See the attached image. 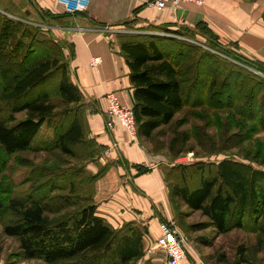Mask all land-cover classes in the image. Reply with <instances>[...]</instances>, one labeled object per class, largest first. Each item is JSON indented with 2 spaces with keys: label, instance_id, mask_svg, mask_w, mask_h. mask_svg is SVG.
Listing matches in <instances>:
<instances>
[{
  "label": "trees",
  "instance_id": "16d2710c",
  "mask_svg": "<svg viewBox=\"0 0 264 264\" xmlns=\"http://www.w3.org/2000/svg\"><path fill=\"white\" fill-rule=\"evenodd\" d=\"M65 15L67 13L64 12ZM2 18L4 19H0V53L8 57H16L17 44L8 46L7 43L12 37L17 38L16 26L23 24L3 16ZM127 22L130 20L119 24ZM25 27L26 29L22 28V32L25 31L22 36L31 40L28 48L37 47V50L47 51V53L38 55L36 58L33 53L27 54V57L16 59L11 66L12 72L9 71L7 76L0 73V103L6 104L11 110L9 118L11 120H5L0 115L1 148L8 155L30 149L42 125L50 124L59 116L58 122L53 123L57 126L54 138L48 145L49 151H59L63 155L74 158L78 145H96V148L103 150L105 146L97 143L94 138L90 137V143L86 139L90 136L86 113L88 104L71 78L69 60L63 46L55 40L38 37L34 39L38 31L30 26ZM199 27H202L204 33L209 35L208 39L214 46L225 50L224 52L229 55L234 53V46L222 43L206 23L201 22L190 28L184 26L192 31ZM155 28L182 34L181 28L173 29L168 26H155ZM118 40L130 69L137 134L145 140H151L159 128L172 123L176 114L190 103L193 93L199 87L201 82L197 77L196 85L192 88L189 86L188 91L185 90L184 75L187 72L189 74L193 66L188 71L180 73V60H176L178 56L192 60L193 53L199 48L190 42L181 41L184 47L180 48L178 55L172 59L173 53L164 43L172 38L143 33H120ZM52 44L57 48L56 50L52 48ZM18 45L27 47L23 42ZM184 48L189 51L184 53L182 50ZM234 54L238 58L235 60L244 63L245 66H240L236 62L233 64L249 73L241 79L240 83L246 84L249 78H253L257 80L255 88L264 89V78L247 68H256L264 72V63L237 52ZM227 62L230 61L227 60ZM216 85L214 78L207 83L208 89L213 91V96L226 95L230 98L228 102L221 101L219 104H224L220 107L232 109V106H236L234 94H238L237 86L227 84L226 89L217 90ZM251 91L253 92V88ZM257 93L259 94V91ZM251 98L254 113L247 118L258 120L259 115L257 116L255 112L257 106L253 101L257 102L255 93L251 95ZM195 104L196 101L192 103V106ZM213 106L218 105L213 104ZM258 106L261 123L264 125V93ZM15 113H23L24 116L10 124L12 120H15L13 115ZM241 114L245 115L243 111ZM178 139L177 137L173 139L170 147ZM180 139L182 143L188 140L185 133H182ZM93 151L94 149L90 150L89 156L94 153ZM110 165L111 162L100 165L99 171L95 174L81 168L77 170L78 172L72 171L71 178L66 177L65 183L70 194L65 196L66 199L74 202L72 205L75 207H72L69 213L59 217L53 218L47 214L43 203L46 195L32 193L23 199L10 200H5L0 195V215L7 209L17 215V219L4 226V233L18 239L19 249L25 259H40L46 264L60 262L131 264L145 256L144 236L147 230L133 222L115 227L98 211L94 199L95 182L106 173ZM186 168L187 166H181V169ZM139 170L143 172V169ZM54 184L50 179L42 185L50 190ZM57 188L64 189V187ZM171 189L174 197L180 198L190 209L201 211L207 216L210 226L219 233H227L237 228L246 229L250 226L252 231L264 239L263 169L256 168L245 161L225 158L215 165L209 175L202 177L194 188L173 185ZM79 191L82 195H78ZM239 251L243 255L244 248L240 247Z\"/></svg>",
  "mask_w": 264,
  "mask_h": 264
},
{
  "label": "rangeland",
  "instance_id": "374dc122",
  "mask_svg": "<svg viewBox=\"0 0 264 264\" xmlns=\"http://www.w3.org/2000/svg\"><path fill=\"white\" fill-rule=\"evenodd\" d=\"M5 1L4 5L8 9L3 8V6L0 7V19H4L3 16L23 25L16 26L18 28L16 31L17 38L14 36L7 43L8 46L17 44L15 47L16 57H8L4 53H0V73L7 76L9 71L12 72L11 66L14 65L16 59L20 60L22 57H27V54L33 53L36 58L38 55L47 53V51L37 50V47L30 46L28 48L31 40L22 36L25 33V31L22 32V28L26 29L25 26L33 27L38 31L35 33L34 39L38 37L55 40L60 46H63L66 55L67 51L71 54V44L68 39L64 38L65 36L60 30L64 27L61 28L58 25L67 23V19H73L87 10L64 16V12L55 0L54 2L48 0ZM248 1L253 3L261 0ZM127 20H130V22L116 25L117 27L114 28L122 34L143 33L172 38V40L164 42L173 53L172 59L178 55V50L184 47L181 41L190 42L199 48L193 53L192 60L184 58V56L183 58L181 56L176 58V60H180V73L188 71L193 66L192 71L184 75L186 91H188L189 86L192 88L196 85L195 79L197 77L202 83L193 93L190 103L176 114L171 124L159 128L151 140H145L137 134V140L140 138L145 141L147 147H149L148 150L155 158L160 160L163 167L164 179L168 188L164 218L172 221L186 237L188 242V264H264V239L255 231H252L250 226L246 229L237 228L227 233H219L214 227L210 226L207 216L201 211L190 209L180 198L172 195L171 189L173 185L187 186L189 189L194 188L202 177L209 175L215 165L225 158L245 161L256 168L264 170V125L261 123L260 108L258 106L264 89L255 88V81L257 80L253 78H249L246 84L240 83L241 79L246 77L248 73L234 65L237 63L240 66H245L244 63L235 60V58H238L234 56V53H241L235 49L234 53L229 55L225 53V50L217 48L208 39L209 35L204 33L202 27L193 31L184 28V26L173 27V29L181 28L182 34H180L160 30L151 25L141 27L137 21ZM20 42L25 43L27 47L19 46L18 43ZM52 48L57 49L54 45ZM182 50L184 53L189 51L187 48ZM204 53L215 57L204 55ZM224 59L226 60L224 61ZM227 60L230 62H227ZM247 68L264 78L263 71L251 67ZM231 69H234V72ZM213 78L217 82L215 86L217 90L226 89L227 84L237 86L236 89L240 94H234L237 103L236 106H232V109L220 107L224 103L219 104L221 101H230V98L226 95L213 96V91L208 89L207 83ZM251 88H253V92ZM254 93L257 96V102L253 101L257 106L255 112L257 116L259 115L258 120L247 118L254 113V106L251 103V95ZM196 97H199V99H195ZM195 101V106H192ZM213 104L218 106H213ZM242 111L245 115L241 114ZM0 115L5 120H11L9 119L11 110L4 103H0ZM13 115L15 120H12L10 124L15 123L24 116L23 113ZM59 118L58 116L50 124L45 123L42 125L31 148L28 150L8 155L0 146V195L5 200L23 199L32 193L46 195L43 203L47 214L53 218L65 215L73 209L72 207H75L72 205L74 202L69 201L65 196L70 194L65 183L66 177L71 178L72 171L78 172L77 170L81 168L87 170L89 162L98 164L100 157L104 154V149L96 148V145H78L75 149L77 154L74 158L63 155L59 151H49L48 145L54 138V131L57 126L53 123L58 122ZM182 133L187 135L188 140L185 143L180 141ZM176 137L180 140L178 139L170 147L172 140ZM86 139L90 143V136ZM91 149H94V153L89 156ZM92 156L93 158H91ZM181 166H187V168L181 169ZM50 179L55 184L48 190V187H43L42 184ZM57 187H64V189ZM78 195H82V192L79 191ZM15 219H17V215L9 209L0 215V264H46L40 259H25L19 249L18 239L4 233V226ZM148 233L146 232L144 236L146 251L149 247L155 245L154 239L158 236ZM240 247L244 248L243 255L239 251ZM146 251L143 258L131 264H167L164 252L157 249L156 256L151 257ZM58 264L72 263L60 262Z\"/></svg>",
  "mask_w": 264,
  "mask_h": 264
},
{
  "label": "crops",
  "instance_id": "0c3cea01",
  "mask_svg": "<svg viewBox=\"0 0 264 264\" xmlns=\"http://www.w3.org/2000/svg\"><path fill=\"white\" fill-rule=\"evenodd\" d=\"M4 1L0 7H5ZM147 1L90 0L85 13L58 26L64 27L60 30L72 47L66 56L71 78L88 104L90 137L105 146L100 164L89 162L87 170L95 174L100 165L111 162L95 182L98 211L115 227L133 222L157 236L168 199L161 162L144 140H132L125 127L117 123L109 129L106 125V94L116 93L133 106L130 69L121 52L119 30L114 27L127 19L141 27H195L204 22L222 43L232 44L241 54L264 63V1L207 0L203 6L182 3L177 9L164 10L148 7ZM94 57H100L97 65H91Z\"/></svg>",
  "mask_w": 264,
  "mask_h": 264
},
{
  "label": "built area",
  "instance_id": "2783aa9c",
  "mask_svg": "<svg viewBox=\"0 0 264 264\" xmlns=\"http://www.w3.org/2000/svg\"><path fill=\"white\" fill-rule=\"evenodd\" d=\"M57 5L67 14H74L87 10L90 0H55ZM206 0H149L145 4L148 7L164 10L166 8L177 9L182 3L203 5ZM100 57H94L91 65H97ZM108 108L106 111V125L113 129L117 123L122 125L130 133L132 140H137V123L133 106L124 103L116 93L106 94ZM160 234L154 239L155 245L147 249L146 253L155 257L156 250L164 252L167 264H188V242L184 234L172 222L165 219L160 224Z\"/></svg>",
  "mask_w": 264,
  "mask_h": 264
},
{
  "label": "water",
  "instance_id": "95a60500",
  "mask_svg": "<svg viewBox=\"0 0 264 264\" xmlns=\"http://www.w3.org/2000/svg\"><path fill=\"white\" fill-rule=\"evenodd\" d=\"M259 73V72H258Z\"/></svg>",
  "mask_w": 264,
  "mask_h": 264
}]
</instances>
